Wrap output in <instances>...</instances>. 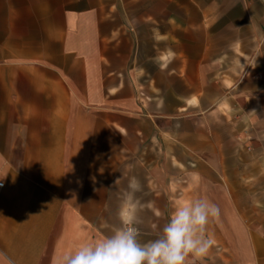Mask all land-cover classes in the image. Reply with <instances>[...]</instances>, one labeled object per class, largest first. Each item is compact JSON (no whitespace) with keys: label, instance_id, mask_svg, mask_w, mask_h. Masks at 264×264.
<instances>
[{"label":"crops","instance_id":"crops-1","mask_svg":"<svg viewBox=\"0 0 264 264\" xmlns=\"http://www.w3.org/2000/svg\"><path fill=\"white\" fill-rule=\"evenodd\" d=\"M132 176L141 242L206 198L187 264H264V0H0V264L110 234Z\"/></svg>","mask_w":264,"mask_h":264},{"label":"clouds","instance_id":"clouds-1","mask_svg":"<svg viewBox=\"0 0 264 264\" xmlns=\"http://www.w3.org/2000/svg\"><path fill=\"white\" fill-rule=\"evenodd\" d=\"M141 191L140 180L132 176L119 211L122 226L112 229L102 239L63 252L53 258L52 264H187L189 257L207 256L214 240L206 235L205 229L210 218L220 215L216 204L200 198L178 205L159 234L141 242L137 212L144 205L135 197Z\"/></svg>","mask_w":264,"mask_h":264},{"label":"built area","instance_id":"built-area-1","mask_svg":"<svg viewBox=\"0 0 264 264\" xmlns=\"http://www.w3.org/2000/svg\"><path fill=\"white\" fill-rule=\"evenodd\" d=\"M4 187H5L4 182L0 180V194L3 191Z\"/></svg>","mask_w":264,"mask_h":264}]
</instances>
